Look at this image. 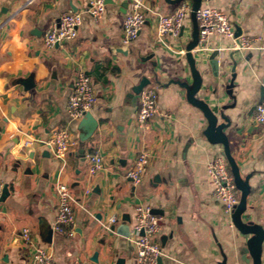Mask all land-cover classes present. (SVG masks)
I'll use <instances>...</instances> for the list:
<instances>
[{
  "label": "crops",
  "instance_id": "obj_1",
  "mask_svg": "<svg viewBox=\"0 0 264 264\" xmlns=\"http://www.w3.org/2000/svg\"><path fill=\"white\" fill-rule=\"evenodd\" d=\"M128 1L107 0L105 14L97 19L86 11L88 0H0V184L7 183L10 190L0 200V264L27 263L31 251L21 236L25 227L58 264H136L130 235L139 203L151 204L163 217L158 236L163 264H222L224 255L225 264L255 263L247 237L213 194L208 163L223 148L208 142L205 114L174 82L192 83L185 57L192 40L190 15L183 31L163 42L149 12L137 39L125 45ZM144 2L163 13H173L182 4ZM204 4L226 11L235 32L242 29L241 40L252 42L239 48L235 36H211L208 49L200 51L197 66L204 82L197 97L215 110L235 102L226 90L231 73L216 78L209 57L215 49L225 54L240 49L233 91L237 105L224 112L232 119L227 131L232 154L242 176L250 175L243 218L264 226V125L255 120L256 106L264 97V0ZM70 11L83 14L79 37L46 48L45 32ZM79 70L90 74L98 97L91 112L100 125L86 143L104 157L105 167L95 174L80 152L79 120H72L67 108ZM32 73L35 87L24 90L14 83ZM143 76L151 78L150 85L160 94L161 115L140 126V97L132 91ZM66 127L77 142L65 159L44 156L42 141ZM142 151L150 153V161L142 181L135 184L127 170ZM59 181L67 183L76 198L73 235L54 229ZM112 216L117 222L109 231L104 223Z\"/></svg>",
  "mask_w": 264,
  "mask_h": 264
},
{
  "label": "built area",
  "instance_id": "obj_2",
  "mask_svg": "<svg viewBox=\"0 0 264 264\" xmlns=\"http://www.w3.org/2000/svg\"><path fill=\"white\" fill-rule=\"evenodd\" d=\"M129 7L124 18L123 43L131 44L139 36L147 21V14L151 12L155 16L157 33L159 39L164 42L166 36L178 35L185 25L187 17L191 12V3L182 2L180 7L173 13H163L151 9L144 0H129ZM107 0H88L86 9L95 18H100L107 10ZM200 37L197 47L198 51L208 49L209 38L213 35L225 37L235 36V26L229 14L223 9L203 4L197 11ZM83 23V14L80 11L63 13L58 20L45 32L44 44L48 49L54 48L57 44L71 41L79 37V27ZM244 48L251 46L248 39L242 40ZM74 80V87L68 98V112L72 120H80L87 111H91L97 103V92L92 77L85 70H79ZM159 95L156 88L147 85L140 94V107L137 120L140 126H144L152 118L161 115ZM255 120L264 125V97L257 104L255 109ZM55 158L64 160L68 149L77 142V137L71 128H61L53 131L49 140L46 141ZM89 162V170L95 174L104 166V157L99 151H92L86 155ZM150 153L142 151L127 170V176L138 184L142 181L143 175L148 168ZM208 171L214 184V197L223 204L227 217L232 221L233 212L240 200V191L237 188L232 170L225 154L215 155L208 163ZM58 197L57 217L54 229L68 235L74 234L75 223V195L71 187L59 181L56 184ZM3 193V185L0 184V199ZM163 217L154 211L149 203H139L135 206L134 221L131 226V238L137 249L136 264H158L159 257L164 255L161 241L158 236L162 229ZM117 217L112 216L104 226L109 231H114ZM21 236L26 245L30 248L31 255L26 264H58L55 256L47 247L40 244L29 227L23 228Z\"/></svg>",
  "mask_w": 264,
  "mask_h": 264
},
{
  "label": "water",
  "instance_id": "obj_3",
  "mask_svg": "<svg viewBox=\"0 0 264 264\" xmlns=\"http://www.w3.org/2000/svg\"><path fill=\"white\" fill-rule=\"evenodd\" d=\"M169 3H182L184 1H190L191 3V12L190 18L193 24V31H192V40L188 43L185 50V57L187 58V62L189 64L190 73L192 76V83L184 80L174 81L177 83L181 88L185 89L186 91V98L190 101L191 104L199 108L203 114H205V118L207 120V126L203 131L204 136L214 145H221L223 148V154L228 160L230 165V169L232 170V174L234 176V180L236 183L237 188L240 191V200L237 204L233 215L232 221L234 225H236L237 229L247 237V247L253 257L254 264H262V254L264 251V226L262 224H258L252 220L246 221L243 218V215L246 211L247 207V198L250 188V175L245 177L242 176L240 167L234 158L231 145H230V138L229 133L227 132L228 129L232 126V119L225 114V110L228 108H234L237 105V98L234 94V87H235V79L237 76L236 68L241 61L239 53L241 52L240 49L231 51L229 53H222L220 49H215L210 54L209 57V64L212 67L213 75L218 79L226 78L225 75L227 72L231 73L230 79L226 84L227 94H229L233 99L234 103L230 105H224L220 109L215 110L211 104L206 101L205 99H201L197 97V94L203 87L204 77L202 75L201 70L198 68V60L200 59V51L197 50L199 44V37H200V30H199V23L197 18V11L200 7L204 4L206 0H166ZM125 6H127L125 4ZM183 31V28H182ZM242 29L237 28L235 32V38L237 39V43L239 44V48H244L241 40L242 36ZM227 60H230L232 64H227ZM151 78L147 76H143L138 84L133 87V93L136 97H140V94L143 88L149 84H151ZM15 84H21L24 87V90H29L36 86L34 80V74L32 73L30 76L23 78H17L14 80ZM133 94V95H134ZM262 95L264 96V85L262 89ZM100 123L97 118L94 117L91 111H87L85 115L78 121L77 128L79 131L78 139L79 144L82 147L80 152L82 153L83 157L85 158L87 153L93 151L94 147H87L86 143L90 140L96 133ZM36 148L38 147V143L34 145ZM41 146H46L43 155L44 156H51L52 151L50 149L51 146L46 141H42ZM34 155V154H33ZM32 155V156H33ZM10 193L8 184H4L3 186V193L0 200H4ZM157 213L158 211L154 209ZM126 220L130 221V217H124ZM251 235V236H249ZM226 257L224 255V260L222 264H225ZM158 264H163V257H159Z\"/></svg>",
  "mask_w": 264,
  "mask_h": 264
}]
</instances>
